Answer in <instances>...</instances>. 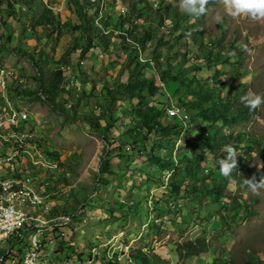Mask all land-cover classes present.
Segmentation results:
<instances>
[{
    "label": "rangeland",
    "instance_id": "1",
    "mask_svg": "<svg viewBox=\"0 0 264 264\" xmlns=\"http://www.w3.org/2000/svg\"><path fill=\"white\" fill-rule=\"evenodd\" d=\"M138 1L139 7H143L144 13L150 15L157 26L158 36H166L172 45L180 49H176L175 53L178 51L185 53L187 51L183 48L185 43L189 45L192 53L196 50L191 34H184L181 30L170 35H168L169 32H165L172 29L175 17L167 18L164 28L158 26L159 22L155 18L157 14L153 10L158 11L163 5H169L173 10L176 0ZM114 3L126 8L128 11L126 16L129 15L131 4L129 0H114ZM51 4L59 10L64 4V9L57 11L61 22L70 23L72 26L80 24L78 15L81 11L89 15H93L96 11L97 15L99 14L98 4L87 8L85 0H51ZM180 11L184 13L181 9ZM108 13L106 21L111 25L112 23L117 25L115 20L112 22L111 18L113 14L119 16L117 13L121 12L112 10L109 6ZM118 20V25H120V18ZM192 23L199 27V31L204 32L207 42L209 39L215 44L221 42V48H217L218 45L216 48L223 53L232 52L234 56L229 64L218 67L221 69L220 74H212L206 66H200L197 62L200 69L188 63L181 76H196L216 83H228L229 86L224 90V96L228 95L231 90L239 88L244 90L246 96L251 92L264 98V20H254L248 16L234 18L226 12L220 0L204 20L194 18ZM30 25L31 23L28 22L27 26ZM142 27L149 28L148 26ZM128 29L129 25L126 24L124 31ZM196 29L198 28L195 27L194 30ZM16 31L15 36L17 37L21 31L19 28ZM39 31L42 32L41 29ZM192 32L193 29H191ZM95 34L97 43H101V37L104 34L98 32ZM104 36L111 37V34ZM39 37L41 38L38 34L26 31L24 41L34 46ZM70 41L69 32L63 28L60 42L58 44L52 42V47L48 48V52L51 53L46 56L47 63L44 66L46 85L50 86L54 83L52 73L57 64L53 60L61 58ZM122 43L120 35L116 34L110 39L109 50L104 46L100 54L91 53L89 60L83 63L79 61V54L73 55L71 70L64 71L65 82L56 89L58 110H54L47 101L35 98L34 93H39L43 99H46L47 95L37 90L39 84L34 81L37 72L28 58L9 52L0 53V68L6 73L10 71L14 74L10 92L9 94L7 92L3 99L0 96V105L7 111L13 107L19 113H29L32 118L29 126L37 132L43 149L52 161L60 163L59 166L63 172H68L69 176L66 178L60 174L62 172L57 171L56 175L60 183H65V179H69L65 184L75 185L73 189L81 199L94 200L100 197L101 204L116 211L112 215L107 210V216L110 219L92 222L85 234L78 232L74 239L82 245L87 242L90 248L92 244H98V235L102 239L107 238L108 235L124 233L126 239L129 237V240L133 242L132 252L153 253L160 257L161 264H229L224 259L223 252L231 255L232 264H246L251 259L264 261V189L253 192L245 182L252 180L253 177L256 182H259L257 170L260 168L263 169L264 177V155H262L264 152V103L258 107L259 116L247 124H240L234 128L223 123L211 126L213 135L218 139L230 136L234 138V140L229 138L228 142H223L215 150L199 147L197 144L185 147L182 142L178 143L175 155L185 151L191 154L190 160L185 164L181 163L180 167L187 166L197 169L198 160H203L202 169L198 171L200 175L198 183L202 186L203 195L194 193L176 195L171 187L168 190L161 188L163 184L161 169L151 164L145 155L127 158L126 162L115 158L112 162L115 174L110 176L108 183L101 181L100 164L106 155V149L116 150L107 148L103 135L92 128L89 119L101 116V106L108 101L103 96V83L106 81L116 83L119 78L125 82L129 78L127 73L121 77L119 75L126 61V51ZM41 44L44 45V42ZM234 44L239 47V52L232 50ZM43 45H38V47ZM163 48L164 46L161 47L162 58H159L161 60L156 61V73L158 67L162 68L163 58L168 56ZM42 50L46 51L45 46ZM154 50L153 46L148 47L145 51L146 56L152 58ZM193 56V54L190 55V58L192 59ZM155 71L147 70V74L152 77ZM152 79L158 84L160 94L150 100L151 103L157 106L172 102L178 106L179 98L182 96L177 92L178 84L172 82L163 84L156 77H152L151 81ZM170 98L171 101H169ZM125 108L130 109L129 104ZM112 109L115 111L116 107ZM122 121L127 124L132 119L122 118ZM197 125L206 126L207 124ZM193 129L195 131V128H192L189 132ZM242 132H249L251 139L248 138L241 142L240 133ZM253 139L261 143L262 147L255 146ZM229 145L235 150L237 169L234 171L237 176L226 182L222 178L223 175L220 173L217 162L226 157L224 149ZM248 148H255V151ZM174 172L169 179L170 183L174 181L172 179L175 177ZM243 177L246 179H242ZM97 181L100 185L99 192L94 198L96 193L94 186ZM214 181L228 187L226 196L222 200L210 196L208 190H205L204 185L211 190ZM41 187L46 190L44 185ZM234 198L243 205L240 210H235L236 208L232 206L231 200ZM249 199L254 202L252 207L246 206V201ZM128 202L138 205L135 214L128 213L122 216L120 204L127 205ZM62 204L60 202V205ZM221 220L224 221L221 222ZM198 239L211 241L210 253L189 259L180 258L177 253L178 244Z\"/></svg>",
    "mask_w": 264,
    "mask_h": 264
},
{
    "label": "trees",
    "instance_id": "2",
    "mask_svg": "<svg viewBox=\"0 0 264 264\" xmlns=\"http://www.w3.org/2000/svg\"><path fill=\"white\" fill-rule=\"evenodd\" d=\"M129 1L131 4L128 16L124 17L121 13H117L119 16H116V14L112 15L111 20L112 22L115 20L117 25L113 23L111 25L106 20L103 21V24L108 28L120 29L123 32L120 38L123 42L121 45H123L126 51V61L119 75L121 77L127 73L129 78L125 82L119 78L116 83H109L107 81L103 83V96L108 101L104 102V105L101 106V116L89 119L92 128L103 135L107 148H114L113 150H116L111 151L106 149V155L100 164V179H102V182L108 183L110 176L115 174L112 163L115 158H120L122 162H126L127 158L145 155L151 164L161 169L163 181L166 173L175 171V177L172 178L174 181L171 182L172 184L170 183L174 194L194 193L203 195L202 186L198 183L200 182L198 171L202 169L203 160H198L197 169L187 166L180 167L181 163L185 164L190 160L191 154L189 151H185L184 153L175 155L178 143L182 142L185 147L197 144L199 147L215 150L223 142H228L229 138L232 140L234 138L230 136L229 138L221 137L218 139V137L213 135L210 129L211 126L223 123L230 128H234L240 124H247L259 116L258 108L255 111H250L245 106L242 100L246 96L244 90L239 88L231 90L228 95L224 96V90L229 86L228 83H216L215 81L212 82L196 76H181L183 69L186 68L188 63H192L196 69H200L201 67L197 65V62L200 63V66H206L212 74H220L221 69H218V67L229 64L231 58L234 56L232 52L223 53L217 49L221 48V42L215 44L210 39L207 42L204 32L199 31V27L195 23H192L194 18H198L200 21L204 20L220 0H209L205 14L199 17H190L185 12H181L180 0H176L173 10L169 5H163L158 11L153 10L157 14L155 18L158 20V26L161 28H164L167 18L171 16L175 17V24L172 29L165 31L169 32L168 35L179 30L183 31L184 34H191L193 46L196 50L194 49L195 51L192 53L189 50V45L185 43L183 48L187 49V51L183 54L180 51L175 53L176 49H180L172 45L166 36H158L157 26L150 18V15H146L144 9L139 8L138 0ZM50 2L51 0H49V6ZM85 2L87 3V8L94 6L89 0H85ZM79 13L80 24L72 26L70 23L63 24L59 13L49 9L44 0H0V53L9 52L30 60L37 72V76L34 79L39 84L37 90L47 95V98L43 99L39 93H34L35 98L47 101L54 110H58L56 101L58 91L56 89L65 82L63 67L72 66L73 55L79 54V61L83 63L89 60L91 53L100 54L102 47L104 48L105 46L109 50L110 39L112 37H107V39L103 35L101 43H97L95 38L94 23L97 18L95 17L97 11L93 15H89L83 11ZM119 18L120 25H118ZM28 22L31 23L29 27L27 26ZM126 24L129 25V29L124 31ZM138 25L141 27L148 26L149 28H141ZM195 27L198 29L194 30ZM18 28L21 32L16 37L15 34ZM63 28H66L69 32L71 41L61 58L53 60L57 64V67L52 73L54 83L49 86L45 82L46 70L44 66L47 63L46 56H49L51 53L48 52V48L52 47V42H55V44L60 42ZM40 29L42 32L39 31ZM191 29H193L192 33ZM26 31L40 35L41 38L39 37L35 41V45H43L41 43L44 42L43 46H45L46 51L42 50L43 46L38 47L37 45L35 47V45L33 46L29 42L24 41ZM148 44H151L155 48L152 53V58L155 61L162 58L161 47L164 46L165 49H163L168 56L163 58L164 63L162 68L158 67L159 71L157 70V72L163 84L171 82L178 84L179 89L177 92L182 94L179 98L178 106L191 113L189 114L188 121L181 122L169 115L170 102L157 106L151 103L150 100L160 94V89L155 80L152 79L151 81V78L147 76L146 65H141L137 58V47L146 50ZM216 45H218L217 48ZM232 50L239 52V47L234 44ZM192 54L194 56L191 59L190 55ZM128 104L130 109L125 108ZM113 107H116L115 111L112 109ZM75 111L77 112L76 108ZM121 117L131 118L132 121L124 124ZM103 121L104 124H102ZM201 123L207 125H197ZM192 128H195V131L193 129L189 132ZM240 134L241 142L246 141L248 138L251 139L249 132H242ZM253 143L259 148L262 147L261 143H257L256 139H253ZM248 149L255 151V148ZM262 155H264V152ZM235 176H237V173L233 171L230 177H221L228 182ZM257 176L259 179L263 177V169L257 170ZM242 179H246V177ZM67 182L68 180L65 179V183ZM204 187L205 190H208L210 196L218 200L225 198L226 189L228 188L227 185L221 184L218 181H214L211 190L206 185ZM79 198V195L76 193L74 201L79 203ZM84 202L88 203V198H84ZM253 203V200L249 199V201H246V206L252 207ZM231 204L236 208L235 210H240L243 206L235 198L231 200ZM137 206L134 202H128L127 205L121 203L120 213L122 216L128 213L135 214ZM106 209L112 215L116 212L110 207ZM157 229L161 230V228ZM211 248L212 244L210 240L198 239L178 244L177 253L180 258L189 259L209 254ZM223 255L224 259L229 264H232L231 255L227 252H223ZM133 257L137 264H161L160 257L153 253L138 251L137 253H133ZM246 264H264V261L251 259Z\"/></svg>",
    "mask_w": 264,
    "mask_h": 264
},
{
    "label": "built area",
    "instance_id": "3",
    "mask_svg": "<svg viewBox=\"0 0 264 264\" xmlns=\"http://www.w3.org/2000/svg\"><path fill=\"white\" fill-rule=\"evenodd\" d=\"M90 1L99 4L95 31L115 34L103 24L110 0ZM64 4L62 9L54 10H63ZM119 11L124 16L128 13L124 7H119ZM137 51L139 63L155 71L156 61L147 57L143 48L137 47ZM63 70L70 71L71 67ZM13 76L0 68L2 99L10 92ZM152 77L161 80L156 71ZM170 103L169 115L181 122L188 121L186 109ZM31 120L28 112L19 113L13 107L7 111L0 105V264H137L133 242L124 233L102 239L98 235V244L90 248L87 242L82 245L74 239L78 232L85 234L92 222L110 219L107 209L100 197L88 203L81 198L79 203L74 201L75 185L58 181L57 171L66 178L68 172L50 159L37 132L29 126ZM171 176L172 173H166L162 188L169 187ZM99 186L97 181L94 198Z\"/></svg>",
    "mask_w": 264,
    "mask_h": 264
},
{
    "label": "clouds",
    "instance_id": "4",
    "mask_svg": "<svg viewBox=\"0 0 264 264\" xmlns=\"http://www.w3.org/2000/svg\"><path fill=\"white\" fill-rule=\"evenodd\" d=\"M46 1H47L46 5L49 7V9H51L53 11H57V10H54L56 8L52 7L51 2H50L51 7L49 6V0H46ZM208 2H209V0H180V8L182 11H184L190 17H199V16L205 14L206 6H207ZM222 3L224 5L226 12L234 18L235 17H241V16H248L254 20H264V0H222ZM109 6H110V9H112V10L114 9V10L119 11L120 6H118L117 3H114V0H110L109 3H107L108 9H109ZM139 8L142 9L143 7H139ZM108 9H107V12H108ZM98 11H99V4H98ZM107 15L108 14H106V16ZM124 17H126V16H124ZM139 27H141V26L139 25ZM110 29H112V28H110ZM114 31L116 33L115 34L112 33L111 37L116 36L117 32H119L118 33L119 35L123 34V32H121L122 30H120V29H116ZM120 32H121V34H120ZM96 33H97V31H96ZM148 45L152 46L151 44H148ZM148 45H147V48H148ZM137 53H138V51H137ZM137 57H138V54H137ZM149 58H151V57H149ZM242 100H243L245 106L250 111H255L258 107L261 106L262 103H264V98H262L260 95H257L255 93H251V92L247 96L243 97ZM170 105H171V103H170ZM224 152L227 154L226 157L219 160L217 163L219 165L221 175H223L224 177H230L232 172L237 169V158L235 155V150L230 145L225 147ZM170 173H172V172H170ZM245 182H246L248 188L253 192H256L259 189H264V177H261L259 182H256L255 177H253L252 180H246ZM164 183H165V176H164V181H163L161 188L163 187ZM169 187H170V182H169ZM169 187L167 188V190L169 189ZM221 222H223V221H221Z\"/></svg>",
    "mask_w": 264,
    "mask_h": 264
}]
</instances>
